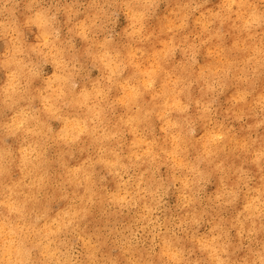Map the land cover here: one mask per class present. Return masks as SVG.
Returning <instances> with one entry per match:
<instances>
[{
	"label": "clouds",
	"instance_id": "9594fccd",
	"mask_svg": "<svg viewBox=\"0 0 264 264\" xmlns=\"http://www.w3.org/2000/svg\"><path fill=\"white\" fill-rule=\"evenodd\" d=\"M0 264H264V0H0Z\"/></svg>",
	"mask_w": 264,
	"mask_h": 264
}]
</instances>
